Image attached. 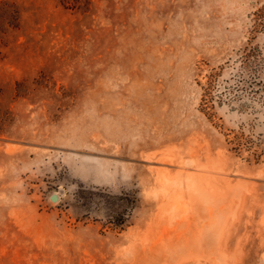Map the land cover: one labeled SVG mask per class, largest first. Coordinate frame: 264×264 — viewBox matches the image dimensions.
<instances>
[{
	"label": "rangeland",
	"instance_id": "rangeland-1",
	"mask_svg": "<svg viewBox=\"0 0 264 264\" xmlns=\"http://www.w3.org/2000/svg\"><path fill=\"white\" fill-rule=\"evenodd\" d=\"M263 8L0 0V264H264ZM161 170L216 189L206 252L161 243Z\"/></svg>",
	"mask_w": 264,
	"mask_h": 264
},
{
	"label": "bare ground",
	"instance_id": "bare-ground-1",
	"mask_svg": "<svg viewBox=\"0 0 264 264\" xmlns=\"http://www.w3.org/2000/svg\"><path fill=\"white\" fill-rule=\"evenodd\" d=\"M158 177L163 185L162 193L165 197L161 216L167 237L160 242L165 243L170 252L176 253V256L179 252L182 255L181 251H205L209 243L208 240L219 236L218 223L213 219L215 209L212 205V207H206V199L209 198V195L211 193L212 196L218 195L216 189L212 187L214 190H211L209 186H203L199 183V177L183 175L171 179L172 177L170 176V178L165 170H161ZM195 221L204 223L200 230L194 229ZM212 254L214 259L218 258L217 254Z\"/></svg>",
	"mask_w": 264,
	"mask_h": 264
},
{
	"label": "trees",
	"instance_id": "trees-1",
	"mask_svg": "<svg viewBox=\"0 0 264 264\" xmlns=\"http://www.w3.org/2000/svg\"><path fill=\"white\" fill-rule=\"evenodd\" d=\"M258 13H260L259 15L261 18L264 17V8L259 10ZM244 70H246L247 73L245 76H242L243 78L238 82L236 86L237 92L246 93L251 104L256 101L264 103V70L261 67L251 66L250 63L245 64ZM259 145L262 146V151L264 152V140H261ZM253 155H256L255 152Z\"/></svg>",
	"mask_w": 264,
	"mask_h": 264
},
{
	"label": "water",
	"instance_id": "water-1",
	"mask_svg": "<svg viewBox=\"0 0 264 264\" xmlns=\"http://www.w3.org/2000/svg\"><path fill=\"white\" fill-rule=\"evenodd\" d=\"M56 196H57V195H53V196L51 197V200L54 201L55 199H57Z\"/></svg>",
	"mask_w": 264,
	"mask_h": 264
}]
</instances>
